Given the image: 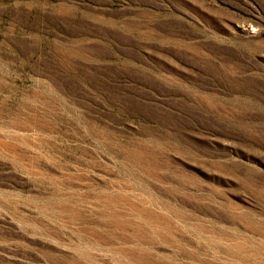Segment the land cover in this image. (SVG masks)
Segmentation results:
<instances>
[{
	"label": "rangeland",
	"instance_id": "374dc122",
	"mask_svg": "<svg viewBox=\"0 0 264 264\" xmlns=\"http://www.w3.org/2000/svg\"><path fill=\"white\" fill-rule=\"evenodd\" d=\"M0 264H264V0H0Z\"/></svg>",
	"mask_w": 264,
	"mask_h": 264
}]
</instances>
